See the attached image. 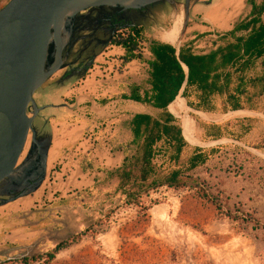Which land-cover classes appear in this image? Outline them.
<instances>
[{
  "label": "rangeland",
  "instance_id": "1",
  "mask_svg": "<svg viewBox=\"0 0 264 264\" xmlns=\"http://www.w3.org/2000/svg\"><path fill=\"white\" fill-rule=\"evenodd\" d=\"M7 1L0 0V8ZM211 1L189 0L187 13L184 0L159 1L147 6L144 15L132 13L127 22L140 23L150 38H159L157 30L160 26L169 28L175 36L172 39L177 40L176 46L189 40L198 24L203 32L191 39H194L196 49L206 51L214 34L225 29L222 26L243 9L242 0H223L210 8ZM229 8L232 12H226ZM98 10L100 8H88L78 14L81 26L89 29L78 34L87 36L74 43L66 60L71 62L70 67L81 63L84 66L87 61L88 69L103 63L94 60L95 54L110 35L104 29L106 24L96 25L99 23ZM103 65L107 67L108 64ZM68 67L59 69L55 73L56 79L67 78ZM80 71L79 75L73 73L72 76H84L86 72ZM48 79L33 92L34 101L50 93ZM177 104L180 113L178 106L176 110L170 107L177 114L189 146L216 149L196 172L208 183L215 184L218 179H223L222 188L229 197L230 209L253 210L264 224V149L251 147L264 135V113L227 112L213 116L189 108L180 95ZM102 111H97L99 116L95 118V126L82 134L83 138H88V148L69 159L63 157L50 164L48 174L46 172L44 176L45 187L15 199L0 194V198L6 200L0 204V209L6 213L5 232L15 228L0 244V264H15L11 260L42 254L80 232L83 233L80 240L61 249L50 264H264V228L254 230L250 223L221 215L209 203L197 198L194 190L166 187L150 190L147 195H142L141 200L147 207L142 211L132 204H125L114 193L112 180L100 181L91 187L92 178L84 173L86 169L114 168L120 157L116 145L123 146L128 139L126 125L118 128V121L122 124L126 111L105 110V114ZM27 115L31 116L30 110ZM246 116L254 117L256 121L247 133L242 134L236 120ZM197 120L221 123L219 125L224 126L227 134L209 139ZM36 124L37 118H33V127ZM234 135L241 136V140L234 139ZM30 137L28 131L16 164L24 158ZM97 177L101 180L104 174L101 172ZM32 195L37 202L29 200Z\"/></svg>",
  "mask_w": 264,
  "mask_h": 264
},
{
  "label": "trees",
  "instance_id": "2",
  "mask_svg": "<svg viewBox=\"0 0 264 264\" xmlns=\"http://www.w3.org/2000/svg\"><path fill=\"white\" fill-rule=\"evenodd\" d=\"M249 14L235 22L231 29L217 33L208 50H198L194 39L178 47L151 40L148 61V89L140 94V87L131 85L125 98L139 102L151 111L132 115L129 121L130 139L123 146L119 166L106 170L100 181H114V193L125 204L142 211L147 207L142 195L150 190L166 187L172 190H194L201 201L209 203L221 215L231 220L250 223L251 228H264L255 211L230 209L229 197L222 188L223 179L208 183L196 172L215 152V148L190 147L177 115L170 107L180 94L186 105L206 113H226L235 110L264 113V0H248ZM128 28L138 34L141 27ZM109 44L124 48L122 62L135 57V41L128 33L111 35ZM168 107V108H167ZM170 113L169 112V110ZM196 118L195 115L190 113ZM256 118L246 116L236 120L241 133H247ZM209 139L227 134L224 126L197 120ZM235 136V135H234ZM241 140V136L233 137ZM255 149H264V135L252 143ZM100 181L95 183L96 186ZM82 232L55 244L42 254L11 260L15 264H50L55 255L80 240Z\"/></svg>",
  "mask_w": 264,
  "mask_h": 264
},
{
  "label": "water",
  "instance_id": "3",
  "mask_svg": "<svg viewBox=\"0 0 264 264\" xmlns=\"http://www.w3.org/2000/svg\"><path fill=\"white\" fill-rule=\"evenodd\" d=\"M159 1L165 0H8L0 8V194L10 193L15 199L36 190L44 179L49 137L38 134L32 125L39 110L32 94L59 69L70 66L66 60L74 43L87 36L78 34L89 29L81 26L78 14L103 7L144 10ZM188 4L184 0L186 13ZM28 131L29 148L16 164ZM5 202L0 198V204Z\"/></svg>",
  "mask_w": 264,
  "mask_h": 264
},
{
  "label": "crops",
  "instance_id": "4",
  "mask_svg": "<svg viewBox=\"0 0 264 264\" xmlns=\"http://www.w3.org/2000/svg\"><path fill=\"white\" fill-rule=\"evenodd\" d=\"M222 1L223 0H212L209 4V7L211 8V6L213 5H219ZM242 1L243 9L240 14L232 16L228 23L222 26L225 29H223L221 32L231 29L235 22L243 19L249 14L250 4L248 3V0ZM254 1L256 3H259L261 0ZM208 12L206 13V15H208ZM226 12H232V9L229 8ZM236 17L237 19H234ZM134 24L141 27L140 23ZM196 26V29L192 30L194 34L189 37L190 39L195 38V36L202 34L203 32L201 31L198 24ZM168 29H164L160 26V28L157 30L159 38H150L149 34L142 27L140 33L148 43L151 40H156L160 42L170 43L173 46L178 47L182 43L176 46L174 42H176L177 40L172 39L175 36L173 35L172 30ZM214 36L215 37L211 39V43L216 38L217 34H214ZM124 53V48L120 45H112L107 43L103 45V47L95 54L96 56L94 60L103 62L102 65H92V67L86 69V73L84 76H70L67 77L68 79L65 78L64 80L60 81L58 78L56 79V75L53 74V77L51 76L48 79L49 83L47 84V87H50V93L45 97L39 96L37 100H35L36 105L39 107V110L36 114L37 116L35 115L34 117L37 118V124L35 126L37 133L41 135L44 134L49 137V147L46 156L47 174L48 169L50 168V164H52L53 162L58 161L63 157L69 159L79 152H84L86 148H88V138H83L82 134H84L86 130H90L93 128V126H95V118L99 116L97 114L98 110H103V114H105V110H111L113 112H118V110L126 111L122 124L118 121V128H120L122 125H126V135L128 139L124 141L123 146L129 141L131 136L129 130V121L132 115L140 112L151 114L150 109L145 105L125 98L129 95V88L131 85L139 86L141 88L139 91L140 94L143 93L144 89L149 88V85L147 83L148 61L152 58L149 47L147 52L141 59L132 58L127 62H123L122 71L119 70L116 72L113 69V65L116 64V62L122 60ZM104 63L108 64L107 67L103 65ZM106 69H108L109 71L105 72ZM180 110L181 108L178 105L179 113ZM92 112H95L96 114L93 115ZM228 112H249V110H235ZM209 114L213 116H221L225 113ZM123 146L121 144L116 145V153L120 154V157L118 156L119 162L115 167L119 166L122 161ZM74 150H77L78 152ZM106 170L110 169L99 168L95 170V168L91 167L90 169H86L85 172H82L92 178V185H90L92 187L95 183L100 181V178L97 176L101 172L105 176ZM44 182L45 178L39 187H45L43 186ZM33 196L34 195H32V197L30 196L29 200H31V202H37L38 199H36V197L34 198ZM0 212V216H2V219H0L1 244L2 242H5L6 236L8 237L15 228L8 230L9 232H5L4 216L6 213L1 209Z\"/></svg>",
  "mask_w": 264,
  "mask_h": 264
},
{
  "label": "flooded vegetation",
  "instance_id": "5",
  "mask_svg": "<svg viewBox=\"0 0 264 264\" xmlns=\"http://www.w3.org/2000/svg\"><path fill=\"white\" fill-rule=\"evenodd\" d=\"M143 11L144 10H123L119 7H103V8H100V10H98L97 12V20H99V23H97L96 25L101 27L102 23L106 24L104 26V29L105 30L107 29L110 35L111 31L115 27L128 23L127 19L132 18L131 16L132 13H134L135 15H144ZM95 38L97 41L101 42L100 39H97V37ZM96 40L94 42H97ZM87 42L88 41H86V44ZM77 54H79V52ZM81 66H82V63L78 64L76 67H74V64H72L71 67L70 66L68 67L67 74H69L70 72L75 73L77 71H80V69H82ZM7 195H10V193Z\"/></svg>",
  "mask_w": 264,
  "mask_h": 264
},
{
  "label": "built area",
  "instance_id": "6",
  "mask_svg": "<svg viewBox=\"0 0 264 264\" xmlns=\"http://www.w3.org/2000/svg\"><path fill=\"white\" fill-rule=\"evenodd\" d=\"M129 34L133 37V41H135V48L133 50V53L135 54L136 59H141L143 55L147 52L148 50V45L149 43L145 40V38L142 36V34L139 32L138 34L134 33V31H131L130 28H119L116 29L114 32V35L117 36H123L125 34ZM123 62L122 60L116 62V64L113 65V69L117 72L119 70L122 71L123 69ZM149 69V67H148Z\"/></svg>",
  "mask_w": 264,
  "mask_h": 264
},
{
  "label": "bare ground",
  "instance_id": "7",
  "mask_svg": "<svg viewBox=\"0 0 264 264\" xmlns=\"http://www.w3.org/2000/svg\"><path fill=\"white\" fill-rule=\"evenodd\" d=\"M177 99H178V95H177V97H175V99L171 102V107H172L174 110H176V109H177V106H178V104H177Z\"/></svg>",
  "mask_w": 264,
  "mask_h": 264
}]
</instances>
